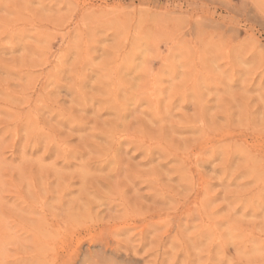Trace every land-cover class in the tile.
Wrapping results in <instances>:
<instances>
[{
	"label": "rangeland",
	"instance_id": "1",
	"mask_svg": "<svg viewBox=\"0 0 264 264\" xmlns=\"http://www.w3.org/2000/svg\"><path fill=\"white\" fill-rule=\"evenodd\" d=\"M0 264H264V0H0Z\"/></svg>",
	"mask_w": 264,
	"mask_h": 264
}]
</instances>
